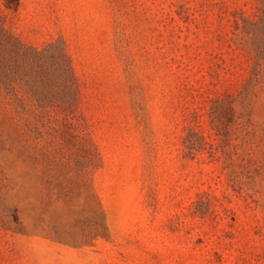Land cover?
Masks as SVG:
<instances>
[{
	"label": "rangeland",
	"instance_id": "1",
	"mask_svg": "<svg viewBox=\"0 0 264 264\" xmlns=\"http://www.w3.org/2000/svg\"><path fill=\"white\" fill-rule=\"evenodd\" d=\"M7 2L0 264H264V0Z\"/></svg>",
	"mask_w": 264,
	"mask_h": 264
},
{
	"label": "trees",
	"instance_id": "2",
	"mask_svg": "<svg viewBox=\"0 0 264 264\" xmlns=\"http://www.w3.org/2000/svg\"><path fill=\"white\" fill-rule=\"evenodd\" d=\"M7 3H8L9 6L18 5L19 4V0H16L15 2H11L10 0H8Z\"/></svg>",
	"mask_w": 264,
	"mask_h": 264
}]
</instances>
